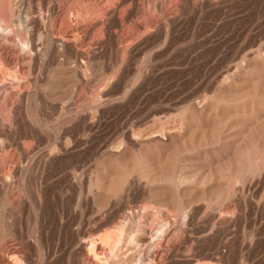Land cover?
<instances>
[{"label":"rangeland","instance_id":"rangeland-1","mask_svg":"<svg viewBox=\"0 0 264 264\" xmlns=\"http://www.w3.org/2000/svg\"><path fill=\"white\" fill-rule=\"evenodd\" d=\"M0 264H264V0H0Z\"/></svg>","mask_w":264,"mask_h":264},{"label":"bare ground","instance_id":"bare-ground-1","mask_svg":"<svg viewBox=\"0 0 264 264\" xmlns=\"http://www.w3.org/2000/svg\"><path fill=\"white\" fill-rule=\"evenodd\" d=\"M13 10H11V12H12ZM10 12V13H11ZM20 15V14H19ZM10 16H11V14H10ZM14 16V15H13ZM18 17V16H17ZM12 18V17H11ZM25 18H27V17H25ZM15 21H16V19H15ZM2 24V23H1ZM24 24V23H23ZM22 24V25H23ZM3 25V24H2ZM19 26V25H18ZM2 27H4V26H2ZM20 27V26H19ZM147 208V207H146ZM146 208H145V210H146ZM141 231H142V228L140 229ZM144 231V230H143ZM138 232H139V230H138ZM145 232V231H144ZM142 233V232H141ZM121 234H122V232H121ZM121 234H120V236H121ZM118 235V234H117ZM138 235H140V234H138ZM143 236V235H142ZM122 237V236H121ZM120 237V238H121ZM118 236H116V235H110V236H108L107 237V241L109 242V244H110V246H111V248H115V247H117V244L120 242V241H118ZM138 239V238H137ZM146 239V238H145ZM119 240H121V242H122V239H119ZM135 240V239H134ZM143 240V239H142ZM106 241V242H107ZM139 241V240H138ZM146 242V241H145ZM92 244V243H91ZM95 244H93V245H91V246H94ZM96 246V245H95ZM118 246H119V244H118ZM110 248V250H112ZM118 248V247H117ZM118 250V249H117ZM94 252V251H93ZM112 252V251H111ZM96 257V256H95Z\"/></svg>","mask_w":264,"mask_h":264}]
</instances>
